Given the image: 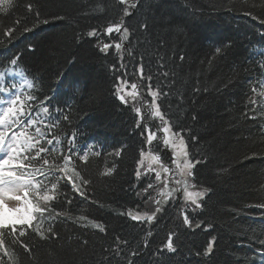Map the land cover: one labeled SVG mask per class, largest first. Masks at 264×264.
I'll list each match as a JSON object with an SVG mask.
<instances>
[{"label":"trees","instance_id":"trees-1","mask_svg":"<svg viewBox=\"0 0 264 264\" xmlns=\"http://www.w3.org/2000/svg\"><path fill=\"white\" fill-rule=\"evenodd\" d=\"M134 3L129 17L123 16L118 0H13L12 8L0 11V72L5 83L21 86L8 76L9 69L33 81L17 105L33 109H22L37 120L27 131L36 137L35 128L40 127L45 147L53 138L49 133L61 141L54 154L41 155L63 164L72 134H77L76 151H88L87 162L78 154L69 161L72 173L90 181L80 185L88 199L61 179L62 191L49 202L54 219L45 213V227L50 224L59 235L55 241H42L29 229L34 255L26 264H264V208L255 206L264 203V0ZM37 14L49 23L33 27ZM121 19L130 30L129 40L120 51L111 47L102 53L104 43H118L122 35L106 36L105 28ZM92 29L98 35L88 37ZM17 57L14 66L10 61ZM141 66L145 76H153L151 90L158 93L157 107L171 132L185 137L189 159L203 161L193 168L191 183L199 191H211L201 209L186 213L189 227L181 223L177 207V212L172 209L148 225L127 215L144 209L140 196L145 180L140 182L136 171L141 152L147 150L146 133L140 135L147 120H139L116 98L115 86L119 76L148 89ZM30 94L39 99L28 100ZM48 101L51 116L59 114L56 128L43 123L49 114L40 108ZM117 150L120 157L115 156ZM34 163L39 167L42 161ZM110 169L109 176L101 175ZM56 212L62 215L56 217ZM89 221L102 224L106 232ZM169 235L177 251L158 255ZM117 236L127 241L120 245V254L105 251ZM12 239L6 236L5 246L20 259L23 249ZM210 241L213 252L203 257ZM133 250L138 254L133 256ZM0 258L9 264L2 251Z\"/></svg>","mask_w":264,"mask_h":264},{"label":"snow or ice","instance_id":"snow-or-ice-1","mask_svg":"<svg viewBox=\"0 0 264 264\" xmlns=\"http://www.w3.org/2000/svg\"><path fill=\"white\" fill-rule=\"evenodd\" d=\"M118 3L120 5H126V7L123 8L124 17L131 16L132 12L129 9L137 7L136 3H129V0H118ZM13 6V0H0V11H7ZM27 7L30 12L33 10V5L31 3H29ZM56 19H63V17H56ZM41 23L48 24L49 21L48 19H39V14H37V21L33 27H38ZM142 27H147V25H142ZM30 30L31 29L29 28H25V31ZM104 31L106 35H111L114 32H122V35L120 36L121 42L115 43L117 51L122 49L123 41H128L130 37V30L125 26L123 19L118 23L109 24ZM7 34L8 33H5V35ZM97 35L98 32L96 29H92L87 33L88 37H95ZM109 48L110 44L104 43L103 47L99 50L102 53L107 54ZM217 51L220 50L218 49ZM181 59H183V57H181ZM10 62L14 66L18 65L19 57L11 59ZM140 72L141 78L149 81L148 94L152 97V103L148 105V107L153 110L154 115L160 116L163 121L164 127L162 130L166 134L164 137V144L169 145L171 143L174 148L178 147V151L173 157V163L177 164V170L182 179L176 180L175 183L177 185H183L184 199L194 206L192 210H199L202 208L201 201H203L204 197L211 191V189L205 187L201 191H189L191 187L195 186L190 182L189 178L194 176L192 171L193 168L203 161L194 160L193 162V160L189 159V153L186 150V140L181 133H173L172 137L167 135L172 129L169 126V121L164 119L157 107V99L159 98L158 93L151 90L153 76L151 74L145 76L143 66H141ZM8 75H19L23 77L24 73L18 69L15 72L9 69ZM164 75L167 76V73L165 72ZM127 83V80H124L119 76L116 77L115 95L116 98L124 104H126L127 101L125 100V96L121 93ZM24 84L30 89L33 87V81L31 80H25ZM130 87L133 90L131 94L132 99L135 100L138 95L136 90L140 89L141 85L132 82ZM162 95L167 96L168 93L163 92ZM0 97H3L0 98V251H2L3 256L9 257V264H26V262L34 255L33 247H30L29 245V241L32 239V234L28 231L29 229H31L42 241H55L56 237L59 235L50 224L45 227V213H49L47 219H54V217L51 216L52 207L49 205V202L56 200L58 194L62 191V187H58L61 179H66L67 183L71 185L72 190L76 192L77 195L81 196L84 200L88 199L80 185H88L90 181L88 179H82L80 172H73L69 175V161L72 159V155L78 154L81 161L87 162L88 151H82V154L76 151L77 134H72L67 140L69 154L63 157L64 163H57L56 159H53L50 163L49 159L46 158V156H42L41 153L54 154L57 145H61V141L56 138L54 133H49L53 138L47 139V145L49 147H45L41 144V140L44 138L45 134L41 131L40 127L35 128L36 137H33L32 134L27 131L30 126L37 124V120H34L32 115L22 109L24 107H27L29 111H32L33 109L31 108V105L24 104H21L19 108L17 107L18 102L21 101L20 90L17 89L14 84L11 85V87L6 85L4 72H0ZM27 99L35 101L38 100L39 97L30 94ZM40 111L49 114L48 120L43 121L45 127L56 128L59 125V114L55 117L50 114V101L47 102L46 106H42ZM135 111L137 115H139L141 111L140 107H136ZM24 117H27V119H24ZM63 119L67 121L70 118L64 116ZM193 119H196V117L194 116ZM137 128H141L139 121H137ZM13 129H19V131H13ZM145 133H147V142L151 144L155 139V133L147 125H144L140 135L144 136ZM191 139L195 141L197 137L192 136ZM34 148L36 149L35 155H30L29 153H31ZM93 155L98 156L100 153L94 152ZM143 155L144 153L142 151L141 156ZM115 156L120 157L121 151H115ZM177 157H183L182 161L178 162ZM37 158L42 161V164L39 167L34 163V161H37ZM152 159L156 158L153 157ZM71 167H74V165ZM149 167H151V162H149ZM164 171L171 172L172 169L164 166ZM56 172L63 173V176H53ZM110 172L111 169L103 172L101 175L107 177L110 175ZM136 175L137 179H139V171H137ZM37 176L43 177V179H37ZM50 177H52L55 182H52V180L49 179ZM160 178V172L157 171L156 179L160 180ZM45 181L51 184L50 189ZM152 187L153 185L149 183L148 188ZM165 187L167 188V183L165 184ZM177 190V188H172L166 191L164 195L170 196L172 192ZM145 191H147V189H145ZM165 202L166 201L157 200V206L154 211H150V213L134 214L129 211L127 215L132 220L141 221L146 219L147 222L151 223L157 218L158 213L164 211L163 203ZM68 203L72 204L74 201L69 199ZM255 206L264 208V203ZM55 215L56 217H59L62 213L56 212ZM121 215H124V213H121ZM181 215H183L184 225L191 226L189 217L184 215L183 212H181ZM78 219L84 220L85 217L80 216ZM34 221H36L35 225L33 223ZM89 224H91L93 228L98 229L101 233L106 232V229L102 224L94 223L92 221H89ZM195 227L199 228L200 224L197 223ZM45 233H49L50 235H45ZM6 236H11L13 238L12 243L19 245V247L23 249V253L20 254V259H17L16 254L10 252L5 246ZM22 237H27L28 239L22 240L20 239ZM121 244H127V241H124L117 236L114 246L110 245L105 251L119 255L121 252ZM84 245H87L86 240L84 241ZM145 246H147V242ZM165 250L167 253H175L177 251L171 235H169L167 243L163 246V249L158 255H163ZM212 252L213 242L210 241L202 255L203 257H209ZM137 254V251L133 250L132 255L135 256ZM0 264H4L2 258H0ZM129 264H134V262L130 261ZM154 264H158V262H154Z\"/></svg>","mask_w":264,"mask_h":264},{"label":"rangeland","instance_id":"rangeland-1","mask_svg":"<svg viewBox=\"0 0 264 264\" xmlns=\"http://www.w3.org/2000/svg\"><path fill=\"white\" fill-rule=\"evenodd\" d=\"M136 0H129V3H134ZM126 7V5H123ZM131 11V8L129 9ZM117 34V33H112ZM109 36V35H106ZM118 42L120 41V37H117ZM117 40H112V42H116ZM111 47H115V44H111ZM109 48V49H110ZM119 59H121V55H119ZM11 78H15L21 82V85L19 90L21 93L22 89H28L27 85L24 84V78H22L19 75H8ZM136 83H139L135 81ZM140 84V83H139ZM130 82H128L123 90L122 95L125 96V100L127 101L126 106H130L135 115L138 117L139 120H147L144 125L147 126H153V129H151L155 133V139L152 141L151 144L147 142V133H146V146L147 150L144 152V155L141 156L140 162L137 166V171L140 173L139 181L145 180L144 184H142V193L140 196V200L143 201L144 209L141 212L136 213H150V211H154L157 200L166 201L163 203L164 211L157 214V218L154 219L151 223L157 222L160 218L163 217V215H166V212L174 209L175 212L178 209V216L181 217L180 221L183 223V215H181V212L186 215V213L193 214L196 211H193L194 208L193 205L190 204V202L186 201L184 199V189H181L183 185H177L175 183L176 180L182 179V177L179 174V171L177 170V164L173 163V157L176 155V152L178 151V147L174 148L173 145L170 143L169 145L164 144V137L165 133L163 132V121L161 120L160 116H156L153 114V110L148 107L152 103V97L148 94V89H142V87L136 92L138 93L137 98L135 100L132 99V92L133 90L130 87ZM141 85V84H140ZM262 87L264 89V83L262 84ZM153 91V90H152ZM120 101V100H119ZM121 102V101H120ZM140 107L141 111L140 114L137 115L135 108ZM169 137H172L173 133L169 132L167 134ZM155 157L156 159H152ZM183 157H177V161L181 162ZM149 162H151V167H149ZM164 166L169 167L172 169L171 172H165ZM136 171V172H137ZM160 172V180L156 179V172ZM72 174V171L69 167V175ZM57 176H63V173H58ZM41 177H37V179H40ZM190 179V178H189ZM67 181V180H66ZM149 183L153 185L152 188H148ZM167 183V188L165 187V184ZM71 187V185H70ZM172 188H177L178 190L175 192H172L170 196H165L164 193ZM147 189V191H145ZM72 190V188H71ZM189 191H199L193 187L189 189ZM180 206V209L178 208ZM177 207V209H176ZM134 213V214H136ZM129 217V216H128ZM139 222H144L146 225L149 224L147 220H141ZM150 223V224H151ZM185 226V225H184ZM189 227V226H186Z\"/></svg>","mask_w":264,"mask_h":264}]
</instances>
